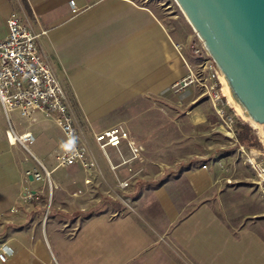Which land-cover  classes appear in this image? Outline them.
<instances>
[{
    "label": "crops",
    "instance_id": "obj_1",
    "mask_svg": "<svg viewBox=\"0 0 264 264\" xmlns=\"http://www.w3.org/2000/svg\"><path fill=\"white\" fill-rule=\"evenodd\" d=\"M24 1L0 0V40L7 35L12 13L42 33L40 49L90 131L122 125L142 149V133L157 127L133 126L131 119L142 114L137 110L143 103L165 96L188 101L190 114L214 119L209 101L198 105L200 98L207 100L203 89L194 96L190 88H175L200 63L189 48V32L182 35L131 0ZM222 86L219 81L218 91ZM10 121L18 134L33 136L31 151L50 171L51 187L25 176L35 163L9 143L8 122L0 111V246L12 251L0 264H264V218H253L261 207L253 211L218 203L222 186L212 168L192 166L137 193L132 185L124 195L131 212L83 216L101 196L116 209L122 205L117 179L126 170L111 171L93 142L96 171L56 167L54 153L62 133L55 121L39 111L30 118L13 112ZM107 155L118 162L114 149ZM25 189L34 194L30 203L21 199Z\"/></svg>",
    "mask_w": 264,
    "mask_h": 264
},
{
    "label": "built area",
    "instance_id": "obj_2",
    "mask_svg": "<svg viewBox=\"0 0 264 264\" xmlns=\"http://www.w3.org/2000/svg\"><path fill=\"white\" fill-rule=\"evenodd\" d=\"M70 6L72 13H76L73 1H70ZM6 26L7 35L0 40V111L8 122L9 143L19 146L35 163L32 169L25 172V176L33 182H44L51 187L50 171L31 151L33 136L30 133L18 134L10 121V114L13 112L21 118H30L34 112L39 111L52 118L62 133L54 153L56 167L77 165L88 174L96 171L98 166L90 148V142H93L107 159L111 171L124 168L128 173L126 178L118 179L117 187L121 193L118 198L123 205L130 208L124 195L135 180L133 166L141 160L142 149L138 142L122 125L98 133L90 131L75 114L53 68L40 49L38 40L42 33H37L30 22L16 13L10 15ZM189 48L200 63L192 76L175 85L176 91L193 83L203 89L214 110L215 121L225 132V141L241 154L254 176L257 192L264 203V144L259 139L258 146L255 147L253 144L237 142L234 134L235 120L223 98L218 95L219 76L213 61L202 49L197 38L190 43ZM109 148L117 153L116 164L108 158ZM202 168L206 169V166ZM34 198V194L28 189L21 195L24 203H30ZM16 211V208L10 209V212ZM11 255L12 251L7 245L0 246V262L5 263Z\"/></svg>",
    "mask_w": 264,
    "mask_h": 264
},
{
    "label": "rangeland",
    "instance_id": "obj_3",
    "mask_svg": "<svg viewBox=\"0 0 264 264\" xmlns=\"http://www.w3.org/2000/svg\"><path fill=\"white\" fill-rule=\"evenodd\" d=\"M131 1L137 6L149 8L168 26L176 27L182 35L189 32L193 39L192 42L196 40L195 34L188 26L174 0ZM219 81H221L220 78ZM187 88L195 91V94L192 93L194 96L200 92L197 83L185 87L184 90ZM222 88L220 92L223 95ZM206 99L200 98L198 105L209 101L207 97ZM223 100L234 120L238 117L241 121L249 124L257 137L255 141L244 144L258 146V139L263 143L256 127L235 110L234 103L231 104L227 97ZM206 107L210 109L209 106ZM192 110L193 108L188 104V101L165 96L151 103H143L142 107L137 110L138 112L141 111L142 114L132 117L131 124L133 126L146 124L149 128L150 126L157 127L152 132L142 133L143 138H140V144L143 146V157L133 166V172L136 174L133 183L135 193L143 189L154 188L168 178L177 176L181 171L202 164V167L212 168L216 172L219 183L221 181L222 192L217 198L218 203L238 204L253 211L255 207H261L262 211H254L256 216L253 218H264V203L257 192L254 176L241 154L225 141L227 137L223 128L211 115L202 117L190 114ZM198 120H208V123L200 127L194 126L193 124ZM127 176L128 173L126 172L122 178ZM102 184L104 189H107L104 181ZM129 206L130 208L122 204L116 209L107 198L101 196L97 204L89 207L83 216L102 213L125 214L132 211L133 206L130 203ZM43 211L45 218L47 208L44 207ZM69 215L73 218V213Z\"/></svg>",
    "mask_w": 264,
    "mask_h": 264
},
{
    "label": "water",
    "instance_id": "obj_4",
    "mask_svg": "<svg viewBox=\"0 0 264 264\" xmlns=\"http://www.w3.org/2000/svg\"><path fill=\"white\" fill-rule=\"evenodd\" d=\"M264 144V0H174Z\"/></svg>",
    "mask_w": 264,
    "mask_h": 264
},
{
    "label": "trees",
    "instance_id": "obj_5",
    "mask_svg": "<svg viewBox=\"0 0 264 264\" xmlns=\"http://www.w3.org/2000/svg\"><path fill=\"white\" fill-rule=\"evenodd\" d=\"M22 4L25 5V1L21 0ZM234 134L238 143L244 144L255 141L257 139L254 131L249 124L241 121L238 117L235 120Z\"/></svg>",
    "mask_w": 264,
    "mask_h": 264
},
{
    "label": "bare ground",
    "instance_id": "obj_6",
    "mask_svg": "<svg viewBox=\"0 0 264 264\" xmlns=\"http://www.w3.org/2000/svg\"><path fill=\"white\" fill-rule=\"evenodd\" d=\"M224 91H225V95L227 96L229 102L232 104L233 102H232V100L230 99V97L228 96V94H227L225 88H224ZM218 95H219V96H223V95L221 94L220 90L218 91ZM223 97H224V96H223ZM228 100H227V102H228ZM235 110H236L240 115H242V114L239 112V110L237 109L236 106H235Z\"/></svg>",
    "mask_w": 264,
    "mask_h": 264
}]
</instances>
